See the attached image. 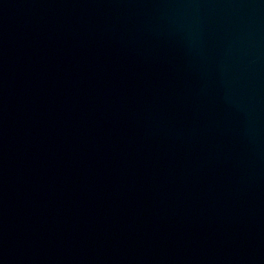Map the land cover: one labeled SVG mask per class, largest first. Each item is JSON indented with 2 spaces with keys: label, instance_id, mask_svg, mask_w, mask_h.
<instances>
[{
  "label": "water",
  "instance_id": "95a60500",
  "mask_svg": "<svg viewBox=\"0 0 264 264\" xmlns=\"http://www.w3.org/2000/svg\"><path fill=\"white\" fill-rule=\"evenodd\" d=\"M0 264H264V0H0Z\"/></svg>",
  "mask_w": 264,
  "mask_h": 264
}]
</instances>
